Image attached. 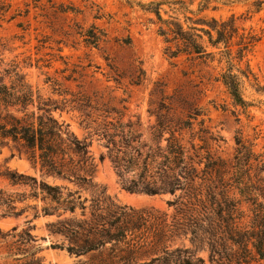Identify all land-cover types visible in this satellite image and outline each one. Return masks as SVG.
<instances>
[{
	"label": "trees",
	"instance_id": "1",
	"mask_svg": "<svg viewBox=\"0 0 264 264\" xmlns=\"http://www.w3.org/2000/svg\"><path fill=\"white\" fill-rule=\"evenodd\" d=\"M163 6L173 13L166 19L161 15ZM251 6L253 14L264 12V1H255ZM141 8L155 16L157 33L168 45L170 58L185 55L224 63L219 82L233 106L244 111L251 106L242 94L244 81H256L247 62L243 63L257 42L251 32L239 35L234 17L228 21L193 17L182 0H161ZM101 36L95 26L81 32L88 47L95 48ZM234 39L238 41L233 45ZM171 45L175 51H171ZM233 46L237 47L235 53ZM52 86L58 99H43L20 74L17 63L0 69V109L5 113L0 121V147L8 141L20 144L29 162L38 165L46 177L67 181L78 189L69 191L5 170L0 172V179L10 187L28 188L29 192L10 194L0 189L2 216L21 215L16 200L40 198L43 206L33 219L54 217L46 227L50 234L63 238L65 246L59 248L77 257L98 254L94 264H203L188 250L167 248L168 241L187 234L196 248L208 249L211 262L264 264V182L258 179V174L264 172V161L254 154L251 144L236 139L229 174L224 162L211 158L204 139L200 138L203 145L197 148L191 145L196 160L188 157L179 135L168 129L172 119L158 116L146 141L138 123L112 118L88 97L61 90L56 83ZM255 92L264 89L257 85ZM75 113L85 133L82 140L61 119L62 114ZM198 116L194 113L185 120L178 119L175 129L189 130ZM166 133L169 135L164 138ZM93 140L105 150L99 162L108 160L123 190L174 197L167 202L174 210L169 225L152 211H135L115 204L104 189L93 184L97 167L89 152ZM81 191L88 192L90 198L82 197ZM243 206L250 213L246 226L239 225ZM32 242L29 231H23L8 252L17 254ZM148 255L153 256L149 262L139 263ZM26 264L42 263L33 259Z\"/></svg>",
	"mask_w": 264,
	"mask_h": 264
},
{
	"label": "rangeland",
	"instance_id": "2",
	"mask_svg": "<svg viewBox=\"0 0 264 264\" xmlns=\"http://www.w3.org/2000/svg\"><path fill=\"white\" fill-rule=\"evenodd\" d=\"M160 1L0 0V69L11 62L17 63L20 74L43 99H58L53 93V83L69 93H80L96 103L103 113H110L112 118L138 123L146 141L158 116L172 119L173 124L168 129L179 135L188 157H194L191 145L197 148L203 145L200 138L204 139L211 158L224 162L229 174L236 139L251 144L254 154L264 161V92H255L257 85L264 89V12L253 14L251 6L258 0H182L193 17L217 21L234 17L239 35L251 32L255 36L257 42L243 61L247 62L256 80L243 83L244 100L251 104L245 111L233 106L219 82L224 63L204 62L185 55L169 57L168 45L157 33L155 16L141 8ZM161 9L164 19L173 14L168 6ZM175 15L183 21L181 15ZM91 26L97 27L102 34L95 48L86 46L81 37V32ZM236 41L233 40V45ZM175 50L171 45V51ZM236 50L233 46V53ZM194 113L199 116L192 121L191 128L178 132L174 123ZM4 116L0 109V121ZM61 119L69 124L70 131L79 140L84 138L77 113L62 114ZM168 135L166 133L164 138ZM104 151L95 140L89 146L97 166L93 184L104 189L105 195L115 204L135 211H152L155 217L164 219L169 225L174 210L167 202L174 197L123 190L108 160L103 163L98 160ZM5 170L69 191L78 189L67 181L46 177L38 165L29 162L23 147L11 141L0 147V172ZM258 179L264 182V172L258 174ZM0 189L10 194L29 192L28 188L10 187L2 179ZM81 195L90 198L88 192L81 191ZM15 206L17 211H22L18 217L0 213V264H26L33 259H39L42 264L95 263L98 254L77 257L59 248L65 246L63 238L50 234L46 227L54 217L33 219L43 206L40 198L16 200ZM242 210L239 225L246 226L250 213L247 206ZM27 230L34 242L10 255L8 250L17 235ZM189 237V234L174 237L166 246L169 250H188L203 264H225L224 261L211 262L208 249L196 248ZM231 249L236 252V248ZM152 257H142L139 263L149 262Z\"/></svg>",
	"mask_w": 264,
	"mask_h": 264
}]
</instances>
